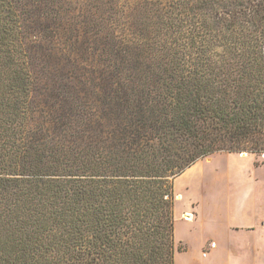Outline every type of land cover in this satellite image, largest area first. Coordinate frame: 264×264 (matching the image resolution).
I'll return each mask as SVG.
<instances>
[{
  "label": "trees",
  "instance_id": "obj_1",
  "mask_svg": "<svg viewBox=\"0 0 264 264\" xmlns=\"http://www.w3.org/2000/svg\"><path fill=\"white\" fill-rule=\"evenodd\" d=\"M66 1L0 0V264H175L174 180L264 155V0H89L111 47L96 108L43 99Z\"/></svg>",
  "mask_w": 264,
  "mask_h": 264
},
{
  "label": "rangeland",
  "instance_id": "obj_2",
  "mask_svg": "<svg viewBox=\"0 0 264 264\" xmlns=\"http://www.w3.org/2000/svg\"><path fill=\"white\" fill-rule=\"evenodd\" d=\"M89 0H67L65 6L68 12H63V16L52 33L43 30L44 41L40 43L38 49V63H39V79L42 84L43 99L50 98L54 92L60 91L62 88H75L74 96L83 102V104H91L95 108L101 106L105 92L108 89L110 82L105 73V66L108 62L107 45L109 32H99L97 29H87L86 23L88 17L95 12V9L89 5ZM120 7L122 8V0H120ZM97 16V15H96ZM96 18V17H93ZM39 22L32 20L30 25L32 27L38 26ZM124 37L122 26L116 29L112 40L118 46L122 47V38ZM33 42L36 40L33 36ZM36 44V43H35ZM110 51V50H109ZM107 52V53H106ZM52 100V98H50ZM247 153V152H244ZM244 157H251L256 166L264 164V155L249 154ZM211 162H205L199 169L202 173L211 178L226 169L227 161L221 156H212ZM208 159V158H207ZM204 159V160H207ZM257 181L252 183L253 188H256V199L264 198V167L255 168ZM221 185L214 183L209 187L206 194V206L211 202V198L216 200L218 190ZM224 188V185L223 187ZM182 190L181 185L178 186V191ZM225 191V200L227 201ZM260 196V197H259ZM227 203V202H226ZM184 203L178 204V211L184 208ZM182 208V209H180ZM209 210V207H206ZM206 221L204 224L184 223L182 221L176 222V237L185 243L189 248V254H193L196 258L200 255V249L205 239H214L221 242L222 247L226 244V235L223 230L226 228L227 216L224 219L219 218L220 213H213L206 211ZM224 234V235H223ZM263 243L259 242L256 246L262 249ZM186 248V246L184 245ZM252 250L246 247V252L243 253L244 263L253 264L252 257L249 255ZM222 255L215 260V264H232L229 261L228 253L219 251ZM259 252L256 255L259 256ZM206 264L209 261L205 259ZM177 264H186V256L184 254L178 255Z\"/></svg>",
  "mask_w": 264,
  "mask_h": 264
},
{
  "label": "crops",
  "instance_id": "obj_3",
  "mask_svg": "<svg viewBox=\"0 0 264 264\" xmlns=\"http://www.w3.org/2000/svg\"><path fill=\"white\" fill-rule=\"evenodd\" d=\"M218 155L225 158L227 166L225 170L216 172L217 175L210 178L199 169L205 162H211V158H208L187 169L174 180L175 240L177 248L179 246L183 248L181 252L176 251L175 264L178 255L182 254L186 256V264H206L205 259L209 261L208 264H215V260L222 255L219 253L220 249L228 253L232 264H245L243 253L246 252V247L252 249L247 251L250 252L253 264H264V198L257 200L256 188L252 186V183L257 181L255 168H262L264 164L256 166L252 158L244 157L243 155L247 154L243 153H217L213 156ZM214 183L221 187L216 200L211 198V202L207 203L209 207L207 210L206 194ZM179 185L182 190L178 191ZM225 191H227V201ZM180 202L184 203V208L179 212ZM206 211L220 213L221 220L225 215L227 216L226 228L223 230L227 236L226 244L222 247L219 240L205 239L201 245V253L196 258L193 254H189L188 246L176 237V222L204 224ZM259 242L263 243L262 249L256 246ZM212 243H216L215 249L210 248ZM206 251L208 255L204 257L203 253ZM257 251L260 253L259 256L256 255Z\"/></svg>",
  "mask_w": 264,
  "mask_h": 264
},
{
  "label": "built area",
  "instance_id": "obj_4",
  "mask_svg": "<svg viewBox=\"0 0 264 264\" xmlns=\"http://www.w3.org/2000/svg\"><path fill=\"white\" fill-rule=\"evenodd\" d=\"M216 246H217L216 243H212V244L210 245V248H211V249H215ZM207 255H208V252H207V251L203 253V256H204V257H207Z\"/></svg>",
  "mask_w": 264,
  "mask_h": 264
},
{
  "label": "water",
  "instance_id": "obj_5",
  "mask_svg": "<svg viewBox=\"0 0 264 264\" xmlns=\"http://www.w3.org/2000/svg\"><path fill=\"white\" fill-rule=\"evenodd\" d=\"M243 154H247V153H243Z\"/></svg>",
  "mask_w": 264,
  "mask_h": 264
}]
</instances>
